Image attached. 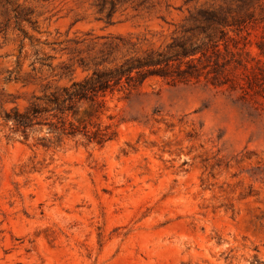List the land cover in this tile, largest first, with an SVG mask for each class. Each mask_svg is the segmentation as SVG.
<instances>
[{
	"label": "rangeland",
	"instance_id": "1",
	"mask_svg": "<svg viewBox=\"0 0 264 264\" xmlns=\"http://www.w3.org/2000/svg\"><path fill=\"white\" fill-rule=\"evenodd\" d=\"M159 54L27 135L6 120ZM0 264H264V0H0Z\"/></svg>",
	"mask_w": 264,
	"mask_h": 264
},
{
	"label": "trees",
	"instance_id": "2",
	"mask_svg": "<svg viewBox=\"0 0 264 264\" xmlns=\"http://www.w3.org/2000/svg\"><path fill=\"white\" fill-rule=\"evenodd\" d=\"M199 19L207 24L203 29L214 24L223 26L215 11L200 10ZM220 31L224 32L223 29H220ZM207 37L212 40L215 36L213 34H208ZM182 51L184 56L197 53V49L195 48L192 50L183 48ZM159 56L160 58L156 60L150 58L147 60L127 62L112 71H95L89 78L83 81H73L71 86H64L60 91L45 95L44 97L35 98L25 112L15 110L13 113H7L5 116L6 120L12 122L17 130H21L27 135L28 131L33 128V126L40 124L43 115L58 112L59 114L67 116L69 113H75V106L77 103L81 101H92L95 103L98 94H105L108 90L113 91L115 87L121 86L124 79L127 80V82L135 78L137 81H142L148 73V71L145 70L146 67L162 64L163 62H171L172 60V56L167 58L163 54H159ZM134 73L136 75H134ZM59 123L60 124L55 125V129L63 134L74 137L82 133L90 141H96L99 144H103L107 141L106 134L101 130L93 132L86 128L80 130L73 122L67 123L64 119L59 121Z\"/></svg>",
	"mask_w": 264,
	"mask_h": 264
}]
</instances>
